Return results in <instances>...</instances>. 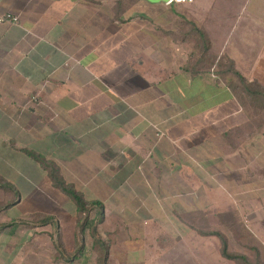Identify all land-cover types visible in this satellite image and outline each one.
Segmentation results:
<instances>
[{"label":"crops","instance_id":"1","mask_svg":"<svg viewBox=\"0 0 264 264\" xmlns=\"http://www.w3.org/2000/svg\"><path fill=\"white\" fill-rule=\"evenodd\" d=\"M167 1L0 0V18H17L0 21V179L18 196L0 208V264H98L76 203L28 151L103 205L110 260L161 261L175 230L154 247L144 213L147 226L165 218L147 208H207L225 165L254 175L264 144L233 145L246 112L221 66L264 85V0ZM196 32L209 67L187 39Z\"/></svg>","mask_w":264,"mask_h":264},{"label":"rangeland","instance_id":"2","mask_svg":"<svg viewBox=\"0 0 264 264\" xmlns=\"http://www.w3.org/2000/svg\"><path fill=\"white\" fill-rule=\"evenodd\" d=\"M187 39H192L190 41L193 44H200L201 39L205 40L199 32L193 34L191 38L188 36ZM178 41H180L179 38ZM193 44L192 47L195 45ZM194 50L198 51L199 56H201L199 45ZM202 51L206 52L205 50ZM213 59L211 54L206 52L204 62L207 63V67L212 65ZM222 65H226L225 67L219 65L223 67L224 71L228 68L229 63L224 62ZM235 80L236 77L234 76L231 82H235ZM262 86L264 87L263 84ZM243 108L246 112V119L243 125L234 129L231 137L233 145L253 136L258 145L260 142L264 144V109L257 112L251 106H244ZM253 162L255 164L249 167L252 168L253 171H251L254 175H250L246 167L241 169L242 161H240V166H235L238 168L225 165L222 176L220 171L212 172L213 175L208 180L207 198L209 201L207 208H188L186 210L182 207L180 198H176V208H147V210H153L150 212L151 215L156 213L157 218H165L163 224L157 223L160 227L155 226V222L149 223L147 226L145 220H147L148 215L144 213L145 220L141 231L144 237L146 236L151 240L154 247L159 245L163 238H168L166 237L168 236V228L171 229L170 231L175 230L174 235L170 232L168 238L169 241L172 239L170 247L174 251L165 254L161 261H153L152 255L147 260H137L134 258L136 255L127 252L122 257L115 256L112 260L109 259L108 254L106 264H238L222 256L221 241L217 236L203 235L200 231H220L228 239L229 250L245 254L252 259L257 257V253H260L264 262V148L258 147L254 156H250V163ZM232 176L233 178H231ZM227 178L230 180L229 184L225 183ZM14 190L15 188H10L6 181L0 180V208H12L14 199H18L17 195L16 197L13 196ZM211 200L215 201V204L209 205ZM90 216V224L93 225L96 219H90ZM188 222L191 224V229L187 227ZM99 228L98 224L97 232L104 236L111 246L112 237L103 235L102 228ZM84 235L92 236L90 227L86 229ZM123 259L127 260L123 261ZM97 262L104 264L100 261L99 254H97Z\"/></svg>","mask_w":264,"mask_h":264},{"label":"trees","instance_id":"3","mask_svg":"<svg viewBox=\"0 0 264 264\" xmlns=\"http://www.w3.org/2000/svg\"><path fill=\"white\" fill-rule=\"evenodd\" d=\"M196 47V46H194ZM201 47V57H205L206 52L210 51L211 46H200ZM205 50L206 52L202 51ZM210 53V52H209ZM234 76L236 77L235 82H231V89L238 99L239 103L244 107H253L257 112H260L264 109V87L257 80H249L242 73L237 71L232 64L231 67H228ZM30 155H32L45 170L48 171V174L53 182V185L67 194L71 199L74 200L78 207V218H77V231L79 234H84L86 229L90 227L92 232V236L94 239V249L99 254L100 261L106 264L110 243L104 236H101L97 232V226L100 224L104 218V207L100 202H88L84 195L78 192L73 186L68 184L60 171V168L52 161L47 160L40 154H36L28 151ZM4 181L3 179H0ZM13 186H10V188ZM98 207V217L95 220V224H90L89 216L92 209ZM92 225V226H91ZM203 235H215L221 241V254L228 260L234 261L238 264H264L260 253H257L256 258H249L247 255L232 252L229 250L228 239L225 234L220 231H200ZM60 238V235H59ZM103 247V249H101Z\"/></svg>","mask_w":264,"mask_h":264},{"label":"built area","instance_id":"4","mask_svg":"<svg viewBox=\"0 0 264 264\" xmlns=\"http://www.w3.org/2000/svg\"><path fill=\"white\" fill-rule=\"evenodd\" d=\"M194 0H168L166 5L167 6H178V5H186V4H192ZM9 19L17 20V18L12 17L11 15L2 16L0 18L1 22H7Z\"/></svg>","mask_w":264,"mask_h":264}]
</instances>
